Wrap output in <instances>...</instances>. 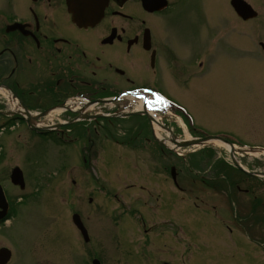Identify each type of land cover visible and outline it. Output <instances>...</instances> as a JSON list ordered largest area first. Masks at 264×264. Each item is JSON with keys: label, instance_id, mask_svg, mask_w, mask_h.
<instances>
[{"label": "rangeland", "instance_id": "374dc122", "mask_svg": "<svg viewBox=\"0 0 264 264\" xmlns=\"http://www.w3.org/2000/svg\"><path fill=\"white\" fill-rule=\"evenodd\" d=\"M188 1V53L201 52L205 65L203 71L194 65L179 97L196 125L186 128L169 116L165 122L179 139L224 134L239 145L264 147V0H248L259 13L250 20L230 0ZM126 57L120 63L132 72ZM141 120L142 133L134 137L145 143L129 147L104 140L95 125L86 135L72 132L73 142L64 144L31 138L21 127L2 137L0 156L11 164L23 154L39 160L44 199L49 196L21 208L10 235L0 229V245L14 252L9 264H92L94 257L102 264H264L263 183L236 169L222 142L159 155ZM119 136L130 139L127 131ZM262 153L236 156L247 169L264 170ZM75 212L88 229L87 243Z\"/></svg>", "mask_w": 264, "mask_h": 264}, {"label": "flooded vegetation", "instance_id": "af4514ba", "mask_svg": "<svg viewBox=\"0 0 264 264\" xmlns=\"http://www.w3.org/2000/svg\"><path fill=\"white\" fill-rule=\"evenodd\" d=\"M188 11V0H0V105L19 119L15 128L26 130V119L40 113L98 121L109 111L98 108L107 105L86 110L88 103L124 92L148 89L182 103L189 72L195 64L199 69L205 65L201 52L188 53L183 27ZM123 53L132 72L120 63ZM120 109L110 106L112 113ZM6 122L0 114V126L11 129ZM30 137L42 140L40 134ZM42 174L35 156L12 164L0 156V229L5 235L18 225L21 208L44 201ZM5 249L12 260L14 252L6 245H0V259Z\"/></svg>", "mask_w": 264, "mask_h": 264}, {"label": "water", "instance_id": "95a60500", "mask_svg": "<svg viewBox=\"0 0 264 264\" xmlns=\"http://www.w3.org/2000/svg\"><path fill=\"white\" fill-rule=\"evenodd\" d=\"M231 3L233 5V7L235 8L236 12L238 13V15L241 16L245 20L250 19V18H254L258 14L257 11H255V9L247 2V0H232ZM202 140L203 139H200L196 142H199V141L201 142ZM235 163L237 164L238 167L241 168V166L238 165L239 163H237L236 160H235ZM73 221L79 227V229L82 231L85 239L88 240L89 239L88 232H87V229L81 220L80 215L74 214ZM6 254L7 255H6L5 259H0L1 263L7 261V259H8L7 251H6ZM96 264H99V263L96 261Z\"/></svg>", "mask_w": 264, "mask_h": 264}, {"label": "bare ground", "instance_id": "6f19581e", "mask_svg": "<svg viewBox=\"0 0 264 264\" xmlns=\"http://www.w3.org/2000/svg\"><path fill=\"white\" fill-rule=\"evenodd\" d=\"M155 125L157 126L158 124H157V123H155ZM227 147H229V145H227ZM113 152H114V151H112V153H110L112 156H113Z\"/></svg>", "mask_w": 264, "mask_h": 264}]
</instances>
